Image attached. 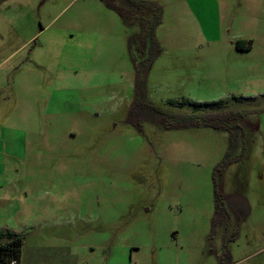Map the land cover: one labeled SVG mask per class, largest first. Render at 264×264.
I'll return each mask as SVG.
<instances>
[{
  "label": "rangeland",
  "instance_id": "obj_1",
  "mask_svg": "<svg viewBox=\"0 0 264 264\" xmlns=\"http://www.w3.org/2000/svg\"><path fill=\"white\" fill-rule=\"evenodd\" d=\"M138 1L144 29L105 0H0V230L21 264H264V0ZM170 100L244 117L170 130L152 104L213 112Z\"/></svg>",
  "mask_w": 264,
  "mask_h": 264
},
{
  "label": "trees",
  "instance_id": "obj_2",
  "mask_svg": "<svg viewBox=\"0 0 264 264\" xmlns=\"http://www.w3.org/2000/svg\"><path fill=\"white\" fill-rule=\"evenodd\" d=\"M128 3V7L124 8L113 0H105L107 7L118 13L120 17L124 19H133L134 21H137L144 29L148 22L145 17L142 19L138 17V11H144V13H146L150 9H154L153 6L156 5L158 7V5L151 2H141L138 0H128ZM157 19V23H160L161 16L159 15ZM251 48V42L240 40L236 43V49L238 51H248ZM169 103L174 106L189 104L195 109H213L212 113L205 115H182L162 110L152 104L151 108L161 115V120L164 123V126L170 130L185 129L188 127H206L216 131L229 132L234 138V131L240 128L238 122L244 117V113L242 111L222 109V105L225 106L226 104L225 100L211 103H199L190 100H183L182 102L170 100ZM169 120H173L174 122H170ZM242 136L244 137L243 132ZM219 204L220 195L217 194V212H219ZM23 244L24 237L22 235L11 230H0V264H11L12 261L21 263Z\"/></svg>",
  "mask_w": 264,
  "mask_h": 264
},
{
  "label": "built area",
  "instance_id": "obj_3",
  "mask_svg": "<svg viewBox=\"0 0 264 264\" xmlns=\"http://www.w3.org/2000/svg\"><path fill=\"white\" fill-rule=\"evenodd\" d=\"M11 264H21V263H18L17 261H12Z\"/></svg>",
  "mask_w": 264,
  "mask_h": 264
},
{
  "label": "crops",
  "instance_id": "obj_4",
  "mask_svg": "<svg viewBox=\"0 0 264 264\" xmlns=\"http://www.w3.org/2000/svg\"><path fill=\"white\" fill-rule=\"evenodd\" d=\"M1 127H2V126H0V130H1ZM0 132H1V131H0Z\"/></svg>",
  "mask_w": 264,
  "mask_h": 264
}]
</instances>
